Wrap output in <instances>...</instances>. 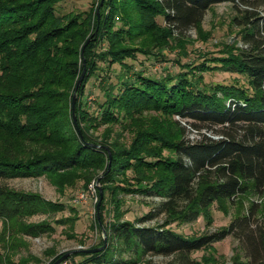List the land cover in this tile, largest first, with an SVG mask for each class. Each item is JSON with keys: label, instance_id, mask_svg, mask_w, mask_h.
<instances>
[{"label": "trees", "instance_id": "obj_1", "mask_svg": "<svg viewBox=\"0 0 264 264\" xmlns=\"http://www.w3.org/2000/svg\"><path fill=\"white\" fill-rule=\"evenodd\" d=\"M68 1L0 0V180L45 177L60 194L79 183L85 189L108 169V153L89 146L103 145L112 154L111 170L100 183L101 220L110 244L100 253L79 252L69 259L80 256L86 258L83 264H96L95 258L104 262L110 251L114 264H137L150 255L209 264L193 261L192 253L234 234L241 253L232 264H264V17L259 12L264 0H105L99 24L100 0L86 11L63 12L60 3ZM221 3L234 7L230 24L241 45L236 40L223 45L220 66L187 63L185 71L151 77L126 63L139 55L161 58L163 50L178 49L188 57L193 40L184 35L195 29L199 40H207L204 18ZM90 37L76 110L82 140L71 103L84 69L82 47ZM100 63L124 71L116 82L101 80L105 101L94 115L85 98L87 85L103 70ZM206 70L240 77L232 84L207 85ZM91 120L97 129L107 127L100 137L84 127ZM124 132L132 135L129 146ZM129 172L134 184L129 191L159 199L135 221L125 219L118 197L117 191L127 189L112 187L115 176ZM215 205L224 214L234 206L229 226L201 235L172 229L201 217L211 226ZM64 208L37 192L0 184V264H52L62 257L66 252L52 247L44 259L33 254L17 259L31 239L54 233L52 220L31 218ZM108 210L110 226L104 219ZM77 220L64 232L68 239H78ZM56 224L67 226L68 220Z\"/></svg>", "mask_w": 264, "mask_h": 264}, {"label": "rangeland", "instance_id": "obj_2", "mask_svg": "<svg viewBox=\"0 0 264 264\" xmlns=\"http://www.w3.org/2000/svg\"><path fill=\"white\" fill-rule=\"evenodd\" d=\"M97 0H70L68 2L60 3L62 11H86L89 10ZM233 5L231 3H221L215 5L212 10L206 13L204 22L202 25V30L209 34L207 40H199L198 33L195 29L188 31L184 36L193 40V43H189L187 46L189 56H182L179 50H163L165 56L161 58L154 57H144L139 55L137 60H128L126 63L128 65H133L135 71H141L147 76H164L167 73L177 74L180 71H185L187 69L182 66L191 63L193 66H197L204 62L207 67L211 69L220 66V60L225 57V52L223 50V45H233L234 41H238L237 45H241V37L237 34L239 31L235 29L231 24V17L236 15ZM259 12L264 17V7L259 9ZM164 23L163 20H160ZM240 41V43H239ZM162 56V55H161ZM102 71L97 78L92 79V81L87 85V92L85 101L89 105L90 113L94 115L98 114L99 107L98 102L102 103L105 101L104 97V87H107L101 80L107 82H116L117 76L121 74L124 69L121 65H114L112 68H108V63H100ZM204 84L210 85L212 83H224L232 84L237 79L239 75L232 74L229 72L219 71V70H206L202 72ZM242 79V78H241ZM243 80V79H242ZM241 82V81H240ZM242 83V82H241ZM93 125V126H92ZM84 127L91 129L89 132L95 137H100L106 126H101L98 129L97 123L92 120L86 122ZM93 128V130H92ZM97 129V130H96ZM115 131L120 134L122 129L117 126ZM124 143L129 146L132 135L128 132L123 133ZM125 147L129 149V147ZM132 173L129 172L127 175L122 176L118 174L114 177L115 184L113 188H117L120 185H124V189L128 193L123 191H117L119 198L124 202L123 209L126 211L125 219L129 221H135L147 214L151 209L155 207V203L159 202L158 198H149L140 194L139 192L129 191L132 189L134 184L132 179L129 180ZM92 180L89 184H91ZM97 181V179L95 180ZM127 182V183H126ZM129 182L131 184L129 185ZM125 183V184H123ZM0 184H6L7 186L26 192H37L46 200L53 202H60L64 205V210L52 215H37L31 218L32 222H40L46 220V218L52 220L50 224L55 228L54 233L49 238H39L31 239V245L27 250H23L17 259L21 256H28L29 254L36 255L44 259V252L49 248L54 247L58 253L69 252L75 249H85V248H98L103 246V234L97 223L96 219V206L98 204V193L93 198H88L82 205L75 206V199L87 188H83L82 183H79L75 188H70L65 191L64 194H60L59 191L53 186L50 181L45 178L38 179H12V180H0ZM70 208H74L72 211ZM234 206L230 207L229 214H224L216 205L213 207V224L207 226V222L201 217L198 220L185 224H174L172 229L179 234L184 235H201L204 233L215 232L222 227H227L231 223L234 217ZM108 210L105 212L104 219L105 223H109L112 218V213ZM52 219H51V218ZM162 217H158L161 220ZM56 219V220H55ZM68 220L67 226L56 224L57 220ZM77 220L75 224V232L78 235L77 240L68 239L65 233H69L73 223ZM157 221V220H155ZM155 221L149 222V224L155 223ZM111 223H109V226ZM2 229V221L0 220V231ZM110 242V241H109ZM108 242V245L110 244ZM95 245V246H94ZM241 241L234 234L227 236L224 240L216 242L213 244L212 248L207 250H200L192 253L191 259L193 261L203 263L209 261V264H232L234 257L240 252ZM109 247V246H107ZM241 253V252H240ZM109 255L103 256L104 262L97 261L96 264H114L110 260ZM126 259H131L130 256H126ZM211 258V259H210ZM85 257H75L71 258L63 264H82ZM30 264H34L33 262ZM47 264V263H46ZM94 264V263H90ZM137 264H183L176 257H164V256H146V258L140 260L137 259Z\"/></svg>", "mask_w": 264, "mask_h": 264}, {"label": "water", "instance_id": "obj_3", "mask_svg": "<svg viewBox=\"0 0 264 264\" xmlns=\"http://www.w3.org/2000/svg\"><path fill=\"white\" fill-rule=\"evenodd\" d=\"M104 2L105 0H100V4L97 8V20H98V24L100 22V19H101V9L104 5ZM98 30H99V25L97 26L93 36H95L97 33H98ZM93 40V37H90L86 43L84 44V46L82 47V52H81V55L83 57V63H84V69L77 81V84H76V87H75V90H74V93H73V97H72V118H73V123H74V126L76 128V130L78 131V134L80 136V138L82 140H84V136H83V133H82V130L80 129V126H79V123H78V117H77V114H76V110H77V100H78V91L83 83V80L85 78V75H86V58H85V50L87 48V46L91 43V41ZM90 147L94 148V149H98V150H105L107 153H108V156H109V164H108V169L107 171L101 175L98 179H97V187H98V190H99V195H100V201L98 202L97 206H96V219H97V222L98 224L101 226L102 228V234H103V246L101 247H98V248H85V249H75V250H72V251H69V252H66L62 257H60L58 260H56L54 263L52 264H63L65 263L71 256L79 253V252H83V253H86V254H95V253H100L102 251H104L107 246H108V235H107V232L106 230L104 229L103 227V223H102V220H101V202H102V199L104 197V192H103V189H102V186H101V180L107 176L111 170V164H112V154H111V151L108 147L106 146H103V145H94V144H89Z\"/></svg>", "mask_w": 264, "mask_h": 264}, {"label": "built area", "instance_id": "obj_4", "mask_svg": "<svg viewBox=\"0 0 264 264\" xmlns=\"http://www.w3.org/2000/svg\"><path fill=\"white\" fill-rule=\"evenodd\" d=\"M98 193V187H97V182L94 180L91 184L87 186V190L85 192L81 193L74 201V205H82L87 201V199L96 197L95 194L97 195ZM97 200V197H96Z\"/></svg>", "mask_w": 264, "mask_h": 264}]
</instances>
